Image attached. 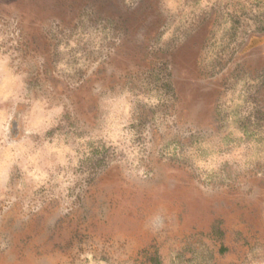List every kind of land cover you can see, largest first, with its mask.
Returning a JSON list of instances; mask_svg holds the SVG:
<instances>
[{"label": "rangeland", "instance_id": "obj_1", "mask_svg": "<svg viewBox=\"0 0 264 264\" xmlns=\"http://www.w3.org/2000/svg\"><path fill=\"white\" fill-rule=\"evenodd\" d=\"M0 264H264V0H0Z\"/></svg>", "mask_w": 264, "mask_h": 264}]
</instances>
